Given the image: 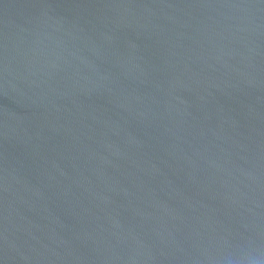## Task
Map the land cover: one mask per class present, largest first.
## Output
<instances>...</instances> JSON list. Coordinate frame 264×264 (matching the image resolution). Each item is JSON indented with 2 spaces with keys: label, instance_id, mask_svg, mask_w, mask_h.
I'll use <instances>...</instances> for the list:
<instances>
[{
  "label": "water",
  "instance_id": "1",
  "mask_svg": "<svg viewBox=\"0 0 264 264\" xmlns=\"http://www.w3.org/2000/svg\"><path fill=\"white\" fill-rule=\"evenodd\" d=\"M0 264H264V0H0Z\"/></svg>",
  "mask_w": 264,
  "mask_h": 264
}]
</instances>
